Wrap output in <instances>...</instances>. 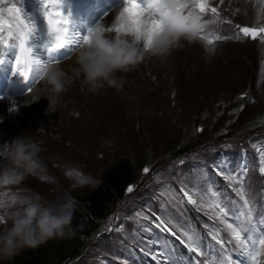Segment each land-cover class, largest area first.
I'll list each match as a JSON object with an SVG mask.
<instances>
[{
	"label": "rangeland",
	"instance_id": "obj_1",
	"mask_svg": "<svg viewBox=\"0 0 264 264\" xmlns=\"http://www.w3.org/2000/svg\"><path fill=\"white\" fill-rule=\"evenodd\" d=\"M139 3L143 6V0ZM6 6L13 11L0 22V35L17 16L32 23L35 32L26 47L38 49L42 63L49 61L43 47L50 40L49 19L53 28L63 29L62 39L79 40L51 54L67 67L81 43L74 34L83 36L97 25L110 27L121 4L63 0L61 11L49 16L42 15L41 0H0V7ZM44 7L54 4L48 0ZM74 10L86 22L85 29L68 31L69 12ZM195 10L206 19L219 17L209 26L220 37L211 59L199 44H185L167 57L148 55L122 73L127 82L119 93L106 89L93 95L75 80L55 111L48 110L45 98L23 109H0V158L14 138L30 136L43 149L40 156L49 177H28L23 185L0 194L6 201L13 196L67 197L77 209V196L95 188L102 170L118 158L127 156L140 169L139 181L90 223L92 231L83 239L79 256L66 264H212L221 256L213 239L217 231L232 259L241 260L225 227L245 222L244 217L235 218L245 211L237 195L241 181L254 223L264 231V31H257L256 38L241 31L264 26H254L252 0H195ZM0 54V100L5 93L30 99L37 82L34 65L15 63L19 48L5 47ZM21 71L32 77L25 80ZM181 189L196 203H189ZM217 203L233 215L218 217ZM184 233L198 238L206 254L189 251L181 243L187 239ZM258 261L264 264V256Z\"/></svg>",
	"mask_w": 264,
	"mask_h": 264
},
{
	"label": "clouds",
	"instance_id": "obj_2",
	"mask_svg": "<svg viewBox=\"0 0 264 264\" xmlns=\"http://www.w3.org/2000/svg\"><path fill=\"white\" fill-rule=\"evenodd\" d=\"M51 2L54 4V0ZM252 2L254 26H264V0ZM41 4L42 15L46 16L50 10L61 11L63 0L51 9ZM9 12V7H0V22ZM218 19V16L202 17L195 10V0H143L142 12L135 17L127 13V8H122L110 27L97 25L86 30L72 54V64L65 67L63 61L52 60L39 67L35 72L37 82L30 90L32 101L45 98L48 110L55 111L75 80H80L93 95L106 89L119 93L127 82L122 73L138 67L148 55L167 57L185 44H199L205 57L211 59L216 47L208 43L215 36L209 26ZM26 23L32 27L31 36L35 26ZM3 31L0 49L14 45L18 48L22 29L12 22V26ZM10 40L15 44L10 45ZM2 150L0 194L18 188L30 176L49 179L40 156L43 149L30 136L16 137ZM75 208V202L67 197L45 200L39 195L13 196L6 201L0 196V259L10 260L22 250L38 248L50 240L71 238Z\"/></svg>",
	"mask_w": 264,
	"mask_h": 264
},
{
	"label": "snow or ice",
	"instance_id": "obj_3",
	"mask_svg": "<svg viewBox=\"0 0 264 264\" xmlns=\"http://www.w3.org/2000/svg\"><path fill=\"white\" fill-rule=\"evenodd\" d=\"M198 2V0H197ZM41 3L44 5L48 3V0H41ZM55 3H61V0H54ZM125 4L131 3L134 8L138 9L137 16L141 14L142 12V6L139 3V0H124ZM10 11H13L10 9ZM201 11H203V6H201ZM213 12H215V9H212ZM53 11H49L46 16L51 15ZM13 23L18 28L22 29L20 32V42L18 45L19 48V55H16L15 57V63L20 64L23 60L24 64L26 66H32L35 65L36 67L33 69V72L35 73L38 71L39 67L42 66L44 62L34 59L31 55L32 49L29 47H26V42L28 41L30 34L32 32L31 25L25 23L23 20L19 19V16L15 17L13 20ZM57 23H60V21H57ZM49 25V36L50 40L46 42L43 47L47 50V53L49 54V61L51 62V54L66 47V44H72L76 43L79 44V40L73 41L72 39H62L60 36V32L63 30L62 28H53V20H48ZM155 26V25H154ZM241 31L245 33L246 35H251V38H256L257 31H264V27H262L259 30L256 29H249L247 27L242 28ZM76 36H79L80 39L82 36H80L78 33L74 34ZM2 36V35H0ZM220 39L219 36H214V39H209V44H214L216 40ZM13 47L16 48L14 45ZM3 54H0V63L3 62ZM21 76L25 77V80H28V76L25 75L23 71L20 72ZM36 76V75H35ZM261 151H264L262 149ZM183 163V161H181ZM145 172H148V169H144ZM262 173H264V167L260 169ZM71 175V173L69 174ZM133 189L131 187L128 188V192H131ZM181 191H184L185 196L188 197V202L195 204L196 200L192 198V195L188 193L186 190L181 189ZM237 195L240 197V200L243 201V209L245 211H241L239 213L235 214L236 219H240L241 217L245 218V222L234 224L232 222L226 223L225 227L230 232L232 239L236 241L237 247L240 249V252L238 255L242 256L243 259L241 260H233L230 253L224 249V243L223 240L220 239V232L217 231L215 234H213V239L216 240V244L220 245V249H215L221 252L220 258L215 259L212 264H259L258 258L261 256H264V231H261V229L254 223L253 220V210L251 207V202L246 198V193L243 188V183L241 181V186L237 188ZM216 208L219 209V212L217 213L218 217L224 218L228 217L230 215H233L231 211H229L225 206L220 205L217 203L215 205ZM223 222V219H222ZM261 223L264 224V219L261 220ZM107 231H112V228L106 229ZM116 231H120L119 228L115 229ZM164 230H168L165 228ZM184 236H186V240L181 239V243H184L185 246L189 249V251L196 252L198 255H204L206 253L203 252L202 247L200 245V241L198 238H196L193 234L184 233ZM249 242H251V247H249ZM214 248V246H213Z\"/></svg>",
	"mask_w": 264,
	"mask_h": 264
},
{
	"label": "trees",
	"instance_id": "obj_4",
	"mask_svg": "<svg viewBox=\"0 0 264 264\" xmlns=\"http://www.w3.org/2000/svg\"><path fill=\"white\" fill-rule=\"evenodd\" d=\"M140 174V169L129 157L118 158L102 170L95 188L77 196L80 206L73 215L74 235L71 238L54 239L38 248L25 249L10 260H0V264H66L74 260L83 248V239L92 231L90 223L102 218L114 201L123 198L126 188L136 184Z\"/></svg>",
	"mask_w": 264,
	"mask_h": 264
},
{
	"label": "bare ground",
	"instance_id": "obj_5",
	"mask_svg": "<svg viewBox=\"0 0 264 264\" xmlns=\"http://www.w3.org/2000/svg\"><path fill=\"white\" fill-rule=\"evenodd\" d=\"M107 3H108V6H110V5H116V4L120 3L121 6L119 7V10H121L122 8H127V13L130 16H133V17L137 16L138 9L137 8H134L131 3L125 4L124 3V0H107ZM69 13L71 14L70 15L71 20L69 21L70 24L67 25L68 26L67 27L68 28V31H72L73 29H75V27L76 28L79 27L81 30L82 29H85V26L87 24H86V22L85 23L82 22L83 20L81 19L80 14H78V12L76 10H74L73 12L71 11ZM69 36H71V35H69ZM31 49H32V54L33 55L34 54L36 55L35 56V59H37V60L40 61L41 60V58H40L41 55H39V53H38L39 51H37L38 49L36 50L34 46H31ZM3 64H5V63H3ZM31 77H29V78H31ZM37 101H39V100H37ZM34 102H36V101H32V97L30 99H27L26 97H19V98H15L14 97L13 98V97H10L9 94H6L5 93V95H3V98L0 100V109L1 108L2 109L3 108H5V109L6 108H9V109H12L13 110V107H15V106H20L23 109L24 107L25 108L26 107H30L31 104L34 103Z\"/></svg>",
	"mask_w": 264,
	"mask_h": 264
}]
</instances>
